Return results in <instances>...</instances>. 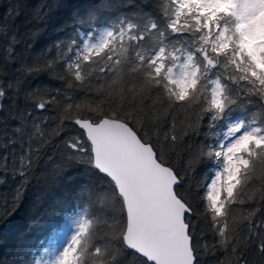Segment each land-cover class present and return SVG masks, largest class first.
<instances>
[{"label": "snow or ice", "instance_id": "1", "mask_svg": "<svg viewBox=\"0 0 264 264\" xmlns=\"http://www.w3.org/2000/svg\"><path fill=\"white\" fill-rule=\"evenodd\" d=\"M143 2L138 22L90 25L57 43L44 67L65 73L54 77L65 90L27 97L32 110L15 129L28 145L17 175L26 181L41 151H58L66 165L85 166L107 185L96 197L99 215L85 208L65 245L34 264H203V256L252 264L253 251L264 261V0ZM18 89L0 82V98ZM166 107L192 111L210 133L224 130L173 163L188 129L181 135L167 115L162 120ZM51 111L61 114L39 115ZM204 157L218 170L198 213L184 189ZM236 205L247 206L238 220ZM198 214L208 216L214 243L201 245Z\"/></svg>", "mask_w": 264, "mask_h": 264}, {"label": "trees", "instance_id": "2", "mask_svg": "<svg viewBox=\"0 0 264 264\" xmlns=\"http://www.w3.org/2000/svg\"><path fill=\"white\" fill-rule=\"evenodd\" d=\"M142 9L147 10L143 0H0V82L19 83L18 94L8 90V94L0 98V216L5 217L0 220V264H34L41 256L48 260L50 245L76 212L82 214L87 208L90 216L99 215L96 197L107 186L103 181H93L85 173V166L66 165L61 152L41 151L39 157L34 158L27 180L17 175L19 159L27 155L28 145L27 137L21 138L15 129L20 126L23 113L32 110L27 101L29 93L37 90L46 94L51 90L55 94L57 89L65 90V83L54 78L65 73L55 64L50 70L44 67L57 56V43L67 44L78 31H88L90 25L102 29L124 17L138 22L135 14ZM80 20L84 23H78ZM9 47L11 53L7 52ZM30 66L36 70L29 73ZM98 90L93 88V92ZM66 94L79 96L75 90H68ZM60 114L51 111L39 115L54 118ZM166 115L168 124H175V130L181 135L188 129L183 142L176 145L178 155L172 157L173 163L187 155L189 146L198 149L224 130L218 127L210 133L206 124L196 125L195 114L184 107H166L161 111V119ZM52 127L47 131H52ZM4 157L9 161L6 167ZM217 170V161L204 157L189 175L184 190L192 197L198 213H204L199 196L204 194L206 184ZM83 174L87 178L79 181ZM246 208L245 205L233 207L232 219L238 220ZM195 222L199 226L197 234L202 232L207 237L201 239V245L214 243L215 233L208 216L198 214ZM259 242L257 238L256 245ZM219 259L226 261L229 257L220 255ZM250 260L252 264H264L258 251L250 253ZM202 261L216 264L211 256H203Z\"/></svg>", "mask_w": 264, "mask_h": 264}, {"label": "rangeland", "instance_id": "3", "mask_svg": "<svg viewBox=\"0 0 264 264\" xmlns=\"http://www.w3.org/2000/svg\"><path fill=\"white\" fill-rule=\"evenodd\" d=\"M85 173H88L90 175V177L93 178V181H103L101 178L93 175L91 173V170L87 169L85 171ZM88 175V176H89ZM87 178V177H86ZM85 175L83 174L82 176L79 177V181H85ZM104 186H107L105 183H104ZM94 205V203H92ZM80 213L79 212H76L75 213V217L73 218V220L70 222V224L62 231L58 234V237H57V240H55L51 245H50V251H51V254H50V257L49 259L52 258V255H54V253L52 252V249L53 247H55L57 250H59L61 248L62 245H65V241L67 239L70 238L71 234L74 232L75 230V227H76V222L77 220L79 219L80 217Z\"/></svg>", "mask_w": 264, "mask_h": 264}]
</instances>
